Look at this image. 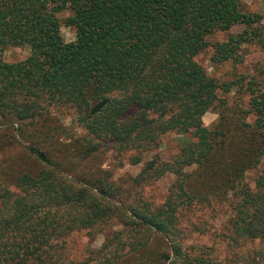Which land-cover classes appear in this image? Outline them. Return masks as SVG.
<instances>
[{"label":"trees","instance_id":"trees-1","mask_svg":"<svg viewBox=\"0 0 264 264\" xmlns=\"http://www.w3.org/2000/svg\"><path fill=\"white\" fill-rule=\"evenodd\" d=\"M261 23L241 0H0V264H66L101 234L82 264H264V68L214 74ZM108 154L140 171L112 179Z\"/></svg>","mask_w":264,"mask_h":264},{"label":"rangeland","instance_id":"rangeland-1","mask_svg":"<svg viewBox=\"0 0 264 264\" xmlns=\"http://www.w3.org/2000/svg\"><path fill=\"white\" fill-rule=\"evenodd\" d=\"M242 3L245 5V9L249 12H257L261 14L262 16V26L264 29V0H241ZM66 16V13H62L61 17ZM242 31V27H237L234 29V32H240ZM61 34L64 38L65 41L70 42L74 41L75 39V34L73 30L70 28L62 25L61 26ZM225 38V35H219L216 39L217 40H222ZM29 53V48L24 47V48H16L12 50L11 52L5 53V60L7 61H12L14 59L22 58L26 56ZM242 56H243V64L238 65L236 67H232L230 65H225L221 68H218L217 70L214 71V74L216 77H221L222 79H231V76L233 74L238 75V74H246L248 72H252V67H257V68H264V47H261L260 45H248L244 47L242 51ZM209 57H210V51H206L204 54L200 55L198 57L199 62L208 68L209 70L211 69L210 62H209ZM264 83V79H263ZM216 119V115L214 113H206L202 120L205 125H210L212 124ZM249 121H252V118L249 119ZM62 122L65 123L66 126L70 124L69 119L66 117H62ZM72 133H62L60 134V141L61 142H68L67 138H71L73 135L78 136V132L76 130H72ZM181 140V137L178 136H168L164 139V144L168 146V148L162 146V149L167 151V153L171 154L176 150L178 146V141ZM170 147V148H169ZM58 148V146L54 147ZM169 154V155H170ZM102 163L101 168L108 173H111L112 179H119L120 177H127V176H135L138 174L140 171L141 165L138 166H131L128 165L126 162L123 163V166L119 167L117 164V160L111 155L108 154L106 159ZM94 167H96V163L92 164ZM172 180L171 176H167L163 179H160L158 182H156L153 186L146 188L145 194L148 196H151L155 200H160L164 193L166 192L170 182ZM220 218H215L212 219L210 216L206 220L209 219L212 223H214V226L219 224ZM69 240L67 241L66 248L62 252L63 259L62 261L66 264H82L86 258V249L89 247V249H98L101 244L103 243L104 240V235H97L93 239H87L83 238L82 236L78 235H72ZM212 238L209 236H202V237H195L193 238L192 242L196 243H204L207 245H211L213 242L211 241ZM221 249L220 255L221 257L227 256V251L224 247L220 246ZM248 249V248H247ZM66 254V255H65Z\"/></svg>","mask_w":264,"mask_h":264}]
</instances>
